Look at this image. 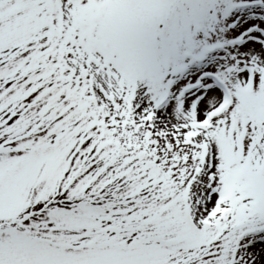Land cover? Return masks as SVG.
I'll return each instance as SVG.
<instances>
[{"label": "snow or ice", "instance_id": "6c2138e0", "mask_svg": "<svg viewBox=\"0 0 264 264\" xmlns=\"http://www.w3.org/2000/svg\"><path fill=\"white\" fill-rule=\"evenodd\" d=\"M0 264H264V0H0Z\"/></svg>", "mask_w": 264, "mask_h": 264}]
</instances>
